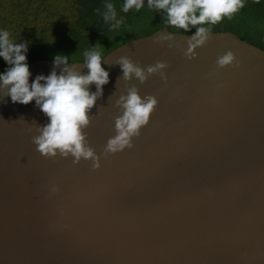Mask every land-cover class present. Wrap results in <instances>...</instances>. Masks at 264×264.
Here are the masks:
<instances>
[{
  "label": "water",
  "instance_id": "1",
  "mask_svg": "<svg viewBox=\"0 0 264 264\" xmlns=\"http://www.w3.org/2000/svg\"><path fill=\"white\" fill-rule=\"evenodd\" d=\"M157 11L161 28L102 57L109 81L82 127L92 159L41 155L48 117L0 89V264H264V49L211 30L189 53L196 31H169ZM121 56L166 66L125 80ZM28 66L31 83L55 65ZM133 86L157 104L132 147L106 153Z\"/></svg>",
  "mask_w": 264,
  "mask_h": 264
},
{
  "label": "clouds",
  "instance_id": "2",
  "mask_svg": "<svg viewBox=\"0 0 264 264\" xmlns=\"http://www.w3.org/2000/svg\"><path fill=\"white\" fill-rule=\"evenodd\" d=\"M255 2L259 3L260 0ZM244 4L245 0H148L147 6L149 9L162 10L167 25L183 29L184 32L189 30V25H202L189 41L188 52L191 53L195 46L205 43L212 25L224 17L231 19ZM143 6V0H125L123 11L128 12L133 8L140 10ZM104 20L115 21L113 28L122 23L117 19L111 3L106 5ZM193 40L195 44L192 43ZM26 52V43L13 42L8 31H0V57L10 66L0 73V89L11 97L13 103L26 105L35 100L36 105L48 117V123L39 129L40 135L33 138L36 150L46 157L56 156L59 150L62 156L71 154L75 158L74 162H79L81 157L94 158V150L86 146L82 127L86 128L90 123L88 112L95 105L98 96L102 95L103 85L109 81V73L102 67L101 50L93 48L84 53L83 64L89 70L86 74L75 67V63L69 65L68 56L58 54L55 56L52 72L47 76L37 75L31 83ZM235 59V54L229 50L218 57L216 63L224 67L232 64ZM117 62L123 70L125 80L135 76L141 83L166 66L158 61L155 65L148 66L145 72L126 56H121ZM60 65L64 67L58 73L56 68ZM92 84L96 85L95 92L90 91L89 86ZM117 103L122 107L123 113L115 119L116 135L108 139L106 153L132 147V137L138 136L140 128L147 124L157 100L151 95L142 98L138 89L133 86Z\"/></svg>",
  "mask_w": 264,
  "mask_h": 264
},
{
  "label": "trees",
  "instance_id": "3",
  "mask_svg": "<svg viewBox=\"0 0 264 264\" xmlns=\"http://www.w3.org/2000/svg\"><path fill=\"white\" fill-rule=\"evenodd\" d=\"M38 1V2H37ZM44 0H18L14 2L16 26L18 29L16 43H26L27 63L36 59L54 60L55 56L60 54L69 57L71 61L84 62V53L98 48L101 50L102 57L127 40L148 35L163 25L159 12L149 9L147 4L140 10L135 8L123 11L124 2L120 0H73L76 13L71 19L65 21L59 18L60 24H54V29L47 35V29L41 28L38 33L27 30L26 25L36 19L38 6ZM10 2V1H9ZM37 2L38 4H35ZM113 4L117 13V19L122 23L117 27H112L115 21L104 20V13L107 4ZM9 3L0 0V10L8 7ZM34 4V6H33ZM163 18L164 12L159 10ZM53 12L49 11L51 15ZM21 20V21H20ZM202 25H189L190 32H194ZM206 26V25H205ZM132 27L136 29V34L130 36L127 32ZM169 31L184 32L183 29H177L174 26L167 25ZM213 31H231L240 38L252 42L254 45L264 49V0L256 3L255 0H245L244 7L232 18L224 17L220 22L211 26ZM0 31L1 28H0ZM10 67L7 62L0 57V73Z\"/></svg>",
  "mask_w": 264,
  "mask_h": 264
},
{
  "label": "rangeland",
  "instance_id": "4",
  "mask_svg": "<svg viewBox=\"0 0 264 264\" xmlns=\"http://www.w3.org/2000/svg\"><path fill=\"white\" fill-rule=\"evenodd\" d=\"M4 1L9 3L8 6L10 7L11 11L8 9V7L2 8L0 10V28L2 31H8L10 34V40L16 42L18 29H14L13 26H16L17 23H15V21L18 19H15L14 12L17 14V11L15 10L16 8L14 7V2L18 0ZM37 2H35V4H38ZM49 11H52L53 14L51 13L50 15ZM38 12L39 14H37L36 19L30 21V23H27L26 29L32 30L34 33H38L41 28H46V33L48 35L54 29V24H60L58 23L60 21L59 18L64 21L66 19H71L75 15L76 10L73 0H44L43 3L38 6ZM174 32H177V30ZM127 33L130 36H134L136 34V29L130 27Z\"/></svg>",
  "mask_w": 264,
  "mask_h": 264
}]
</instances>
